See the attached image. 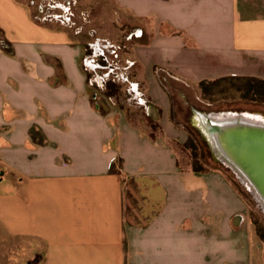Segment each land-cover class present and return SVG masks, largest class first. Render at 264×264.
Instances as JSON below:
<instances>
[{
    "label": "crops",
    "instance_id": "1",
    "mask_svg": "<svg viewBox=\"0 0 264 264\" xmlns=\"http://www.w3.org/2000/svg\"><path fill=\"white\" fill-rule=\"evenodd\" d=\"M111 4L134 29L114 92L70 29L0 0V264H264L235 184L179 164L167 84L264 80V0Z\"/></svg>",
    "mask_w": 264,
    "mask_h": 264
},
{
    "label": "rangeland",
    "instance_id": "2",
    "mask_svg": "<svg viewBox=\"0 0 264 264\" xmlns=\"http://www.w3.org/2000/svg\"><path fill=\"white\" fill-rule=\"evenodd\" d=\"M22 1H26L32 6L35 16L46 18V21L56 24L61 25L62 23V26L70 29L80 41L86 43V59L94 66L91 80L95 81V90L98 88L99 80L104 78V73L108 74V69L115 70L114 74H125L124 69L127 63L123 55L131 46L134 29L132 26L125 27L124 18H119L111 0ZM114 74H110L108 79L105 78L106 82L103 81V85L99 84L100 89L103 87L105 88L103 91L113 92L117 90L116 87L120 82L113 81ZM127 76L124 75L125 78ZM243 83L244 80H222L208 84L205 90L199 85L194 86L175 81L167 83L172 92L171 116L175 125L182 128H187L190 122L195 125L196 111L202 113L237 111L264 114V96L251 99L245 92L239 90ZM101 98L103 97L100 96L98 99ZM141 113L140 109L132 108L134 118L141 120ZM186 141L187 139L184 143L175 144V148L179 164L183 167H191L193 159L190 151L184 147ZM207 162L210 167L225 174L239 189L249 205L250 215L254 219L256 227L264 235V207L250 187L227 164L218 159L216 161L208 159Z\"/></svg>",
    "mask_w": 264,
    "mask_h": 264
},
{
    "label": "water",
    "instance_id": "3",
    "mask_svg": "<svg viewBox=\"0 0 264 264\" xmlns=\"http://www.w3.org/2000/svg\"><path fill=\"white\" fill-rule=\"evenodd\" d=\"M195 114V125L215 158L231 167L264 207V121L252 118L248 112Z\"/></svg>",
    "mask_w": 264,
    "mask_h": 264
},
{
    "label": "trees",
    "instance_id": "4",
    "mask_svg": "<svg viewBox=\"0 0 264 264\" xmlns=\"http://www.w3.org/2000/svg\"><path fill=\"white\" fill-rule=\"evenodd\" d=\"M228 79H237V80H244V83L239 87V90L242 92H245L247 96H249L251 99H255V97H262L264 96V80L257 78V77H240V76H227L222 77L219 79L214 80H203L199 83V86L205 90L206 86L208 84L214 83V82H220L222 80H228ZM172 98V92L169 88ZM205 93V92H204ZM172 119V116H171ZM173 120V119H172ZM191 121V118H190ZM189 121V122H190ZM174 122V121H173ZM188 127H183L184 130H186L188 134V138L186 143L184 144V147L186 150L190 151V154L192 156V163H191V169L196 172H208L210 170H214L216 168H212L208 165L207 160L212 159L216 161V158L214 157L210 145L201 132V130L193 125L191 122L188 123ZM152 127H156V124H153L151 122ZM251 217V215H250ZM251 220L254 224L255 231L257 235L260 237L261 241L264 244V235L260 233V230L256 227V223L254 219L251 217ZM38 261V256L30 262V264H35Z\"/></svg>",
    "mask_w": 264,
    "mask_h": 264
},
{
    "label": "bare ground",
    "instance_id": "5",
    "mask_svg": "<svg viewBox=\"0 0 264 264\" xmlns=\"http://www.w3.org/2000/svg\"><path fill=\"white\" fill-rule=\"evenodd\" d=\"M250 116L256 120L264 121V116L259 113H250Z\"/></svg>",
    "mask_w": 264,
    "mask_h": 264
}]
</instances>
